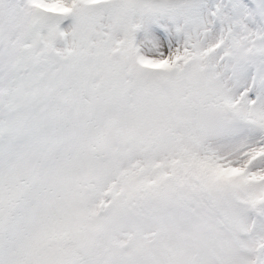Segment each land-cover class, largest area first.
Masks as SVG:
<instances>
[{"label":"snow or ice","instance_id":"obj_1","mask_svg":"<svg viewBox=\"0 0 264 264\" xmlns=\"http://www.w3.org/2000/svg\"><path fill=\"white\" fill-rule=\"evenodd\" d=\"M0 264H264V0H0Z\"/></svg>","mask_w":264,"mask_h":264}]
</instances>
